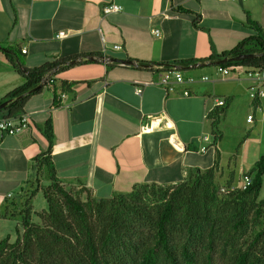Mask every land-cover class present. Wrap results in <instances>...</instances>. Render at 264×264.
<instances>
[{"label":"crops","instance_id":"obj_1","mask_svg":"<svg viewBox=\"0 0 264 264\" xmlns=\"http://www.w3.org/2000/svg\"><path fill=\"white\" fill-rule=\"evenodd\" d=\"M110 3L123 9L104 15L103 7ZM250 21L264 30V0H0V46L20 50L28 69L55 60L67 65L54 74L55 92L43 87L27 100L24 111L31 113L32 127L1 141L0 215L5 210L8 217L12 207L21 208L22 194L33 187L31 178L41 180L40 185L49 183L35 161L48 152L43 133L48 121L53 125L50 155L57 175L73 191L86 188L94 196L110 198L141 182L177 183L192 169L211 167L217 151L220 165L219 149L213 155L209 149L199 151L201 136L211 129L207 114L218 95L231 99L225 119L246 98L248 110H262V126L264 99L255 106L249 93L256 84L253 79L222 77L214 66L198 74L200 67H194L191 74L185 72L194 81L178 86L175 93L148 85L138 94L134 81L155 79L161 72L109 63L113 58L165 62L205 58L213 49L229 51L254 33ZM62 30L68 36L58 38ZM204 75L211 79L203 81ZM24 81L0 48V100ZM62 81L71 83V90L63 91ZM184 88L189 95L183 94ZM217 173L223 176V171ZM241 183L233 180L235 186ZM15 188L20 189L17 198ZM31 206L34 211L32 200Z\"/></svg>","mask_w":264,"mask_h":264},{"label":"trees","instance_id":"obj_2","mask_svg":"<svg viewBox=\"0 0 264 264\" xmlns=\"http://www.w3.org/2000/svg\"><path fill=\"white\" fill-rule=\"evenodd\" d=\"M180 12L192 13L190 9ZM250 22L254 33L232 50L218 53L213 49L205 58L138 61L137 65L158 73L174 67L185 72L196 63L205 62L215 68L232 65L264 68V30L258 22ZM0 48L25 79L0 100V104L8 101L0 111L20 114L25 112L27 100L43 87L56 91L55 81H42L46 74L65 70L66 61L55 60L28 69L20 50ZM241 54L255 56L217 63ZM60 85L63 91L71 90V83L62 81ZM230 100L227 98V102ZM253 101L258 107L259 100ZM227 108L228 104L210 113L215 142L221 137L220 118ZM43 133L49 141L48 152L35 161L45 169L49 180L47 186L40 187L48 207L38 213L41 222L35 223L31 201L25 203L21 211L24 230L14 242L10 241V235L0 241V264H264V198H260L264 154L244 174L251 177L245 188L232 189L231 179L225 191H220L217 151L211 167L192 169L177 183L141 182L129 192L104 198L92 195L86 188L73 191L63 185L50 155L54 142L51 121Z\"/></svg>","mask_w":264,"mask_h":264},{"label":"rangeland","instance_id":"obj_3","mask_svg":"<svg viewBox=\"0 0 264 264\" xmlns=\"http://www.w3.org/2000/svg\"><path fill=\"white\" fill-rule=\"evenodd\" d=\"M205 71L204 67H202L197 70V73L202 74ZM185 72L186 75L192 73L191 70ZM217 97L221 96L218 95ZM245 99L246 98H241L238 100L237 106L230 112L226 119L225 114L221 116V137L217 140L216 145H214L215 137L211 129H207L208 133H205L210 135L209 141L199 140L201 145L208 146L209 153H212V155L217 149L221 151L219 172L222 173L223 171V176H217V183L220 187V191H223L222 188L225 189L227 187L228 181L231 179L236 183H241L244 180V174L250 171L254 167L255 161L260 158V153L263 152L262 154H264V123L262 126H258L259 115L262 113V110H255L253 107H249L248 110V106L245 103L247 100ZM0 114H5V111H0ZM248 114L255 116V119L250 123L248 122ZM259 134H261V136H259ZM213 148H215V150ZM242 167L243 170L241 169ZM36 179L37 177L34 179L31 178L33 187L28 188L30 191L27 194H22V200L20 202L21 208L19 209L18 206L12 207L9 210L10 214L8 217L0 218V241L10 235V241L14 242L18 237V233L23 232L24 228L22 225L21 210L24 209L27 201L32 200L34 210L32 221L35 223L41 222L38 213L46 210L48 204L40 186L44 187L49 183L45 180V183L40 185L41 180ZM38 189H40V191L33 196V192ZM13 191L14 197L17 198L20 195V189L15 188ZM260 198H264V184ZM4 213L5 210L3 211V214Z\"/></svg>","mask_w":264,"mask_h":264},{"label":"built area","instance_id":"obj_4","mask_svg":"<svg viewBox=\"0 0 264 264\" xmlns=\"http://www.w3.org/2000/svg\"><path fill=\"white\" fill-rule=\"evenodd\" d=\"M123 9V7L120 4L117 3H110L108 5H105L103 7V14L107 15L109 13L113 12H119ZM156 33H158V30H156ZM58 38H64L68 36V32L65 30L59 31L56 35ZM115 48H119V46H115ZM23 52H26V49H23ZM106 62H109V59L107 57L103 58ZM218 72L221 74L222 77H226L229 75H237V76H245L247 78L253 79L256 84L252 85L249 88L250 96L253 100H263L264 99V68L259 67H248L244 65H232L224 68H217ZM203 81H209L211 77L209 75H204L201 77ZM55 81L54 75L52 74H46L43 78V83H53ZM194 81L193 77H187L185 75V72L178 69L173 68L172 70H166L159 74V76L155 79L150 80H136L134 83L136 84L135 90L136 93L140 94L143 91V88L148 85H158L162 87L166 93L171 94L175 93L177 91V87L180 85H184L186 83H191ZM184 95H189L190 90L188 88H184L182 90ZM65 96V94L63 95ZM215 102L211 109V111L207 114V117L210 115V113L215 110L217 107H223L227 105V100L223 97H215ZM254 116L248 115V120L253 121ZM33 125V119L32 115L29 112H22L17 115H9V114H0V144L4 136L7 135H17L19 133H22L28 129H30ZM210 135L205 134L204 136H201L200 141H209ZM174 145H176V142L173 140ZM208 150V146L201 145L199 148L200 152H205ZM251 182V177L249 175H244V180L242 183L238 186H232V189L243 187L245 188L247 185H249ZM223 191H225L224 188H222ZM11 194H9L10 196Z\"/></svg>","mask_w":264,"mask_h":264},{"label":"water","instance_id":"obj_5","mask_svg":"<svg viewBox=\"0 0 264 264\" xmlns=\"http://www.w3.org/2000/svg\"><path fill=\"white\" fill-rule=\"evenodd\" d=\"M255 54H241V55H238L234 58H224L222 60H219L217 61V63H223V62H226V61H229V60H240V59H246V58H252L254 57ZM88 59L90 60H95V58L93 56L89 57ZM113 61H118L120 63H123V64H127V65H137V62L136 61H133V60H121V59H116V58H113L112 59ZM73 63L76 62V60H73L72 61ZM210 63H196L195 65H193V67H205V66H209ZM175 68H178V69H181L180 67H175ZM8 104V101H4L3 103L0 104V110L3 109L4 107H6Z\"/></svg>","mask_w":264,"mask_h":264}]
</instances>
